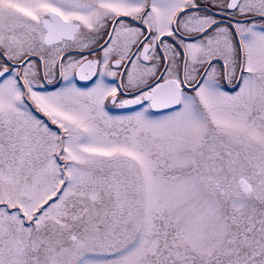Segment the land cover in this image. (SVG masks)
Returning a JSON list of instances; mask_svg holds the SVG:
<instances>
[{
	"label": "snow or ice",
	"instance_id": "1",
	"mask_svg": "<svg viewBox=\"0 0 264 264\" xmlns=\"http://www.w3.org/2000/svg\"><path fill=\"white\" fill-rule=\"evenodd\" d=\"M0 264H264V0H0Z\"/></svg>",
	"mask_w": 264,
	"mask_h": 264
}]
</instances>
